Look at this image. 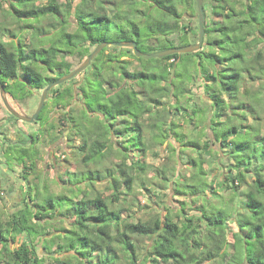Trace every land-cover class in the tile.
<instances>
[{
  "label": "trees",
  "instance_id": "1",
  "mask_svg": "<svg viewBox=\"0 0 264 264\" xmlns=\"http://www.w3.org/2000/svg\"><path fill=\"white\" fill-rule=\"evenodd\" d=\"M203 6L199 51L143 60L106 47L49 92L63 132L81 141L61 192L38 170V132L2 138L23 199L0 220V264H264V0ZM196 18V0H0V81L11 100H25L103 42L134 41L143 53L195 44ZM180 118L207 132L202 143L175 131ZM172 134L179 164L192 169L188 177L172 171L174 190L200 204L196 212L184 203L176 213L166 206L146 219L122 217L137 194L151 192L144 156ZM188 148L195 158H183ZM204 164L219 182L208 183ZM167 171H159L164 181Z\"/></svg>",
  "mask_w": 264,
  "mask_h": 264
},
{
  "label": "rangeland",
  "instance_id": "2",
  "mask_svg": "<svg viewBox=\"0 0 264 264\" xmlns=\"http://www.w3.org/2000/svg\"><path fill=\"white\" fill-rule=\"evenodd\" d=\"M63 1V0H61ZM3 8L6 9L7 5L3 4ZM197 22V18L194 19ZM194 22V25L196 24ZM73 29V27L71 28ZM116 28H112L109 33H115ZM190 44H194L193 42ZM72 63H77V58L68 56L66 58ZM180 64V63H179ZM183 67V66H182ZM181 69V67H179ZM156 71V70H155ZM199 84H196L192 91L197 96H202V90L198 88ZM191 87V86H190ZM42 91H35L33 94L25 100L13 101L7 95L8 101L11 107L18 113L31 116L37 109L40 101ZM48 101L46 99L45 106L41 112L39 124H27L20 121H15L10 117V113L4 107L2 100L0 98V220L5 221L12 212H14L21 205L23 199V191L21 190L22 182L16 177L15 174L19 173V169L15 164L8 163L6 166L5 160L3 157H7V154H1L2 138H8L15 140L18 136V133L29 134L32 132H38L39 135V145L40 150V160L38 161V170L41 171V175L46 177L48 182V187L50 191L61 192V187L64 185L61 179L64 181L67 180L65 172H74L77 170V152L78 147L81 144L80 137L71 136L70 131L63 133V127L61 122H58V118L62 111L53 108L51 105L48 106ZM198 101V100H197ZM48 106V109H47ZM76 109L78 106L73 104ZM183 118H180L179 121L175 119V122H182L181 126L175 128V131H178L182 134H187L188 137L186 141H190L192 137H200V142L204 141L205 135L207 132H203L201 136L200 127L196 128L195 122L186 121L183 122ZM44 120V122H42ZM47 121V123H45ZM53 125L54 129L50 128ZM43 131L42 135L39 133ZM200 135V136H199ZM25 136V135H24ZM149 135L146 133V137ZM27 138V137H26ZM71 138V140H70ZM181 144L177 142V139L174 138L173 134L169 138L163 140L162 143H156L151 150L145 155V162L149 166V171H147V180H149L148 185L150 186L151 192H142L137 194L138 200L134 207L130 209L128 213H123L122 217L131 216L128 219L131 221H136L138 219H146L151 216L156 210L158 211H167L166 206L171 207L172 212L176 213L184 206V203H187L184 207L186 212H196L197 205H189L188 199L185 195L178 194L174 190L175 178L171 177L173 170H177L178 174H182L185 177L189 176L192 172V169L188 166H182L179 164L181 153ZM172 149H175L174 151ZM188 152L183 156L186 158V155L190 156L189 158H195L197 155L191 151V148H188ZM176 151V152H175ZM115 160V159H114ZM116 161V160H115ZM9 166H12L15 169L14 172L9 170ZM206 174L208 183L211 181V178L215 182H219V173L218 170L214 169V166H208L207 164L203 165ZM168 170L166 173L167 181H164L165 176L160 174V170ZM15 175V176H14ZM60 177H62L60 179ZM55 180L59 183L56 184ZM100 191H103V195H110V191L103 190L102 186H99ZM224 202L229 199V193H223ZM151 203H150V202ZM234 202L238 203V199L235 198ZM159 205V206H158ZM161 207V208H160ZM16 245H12L14 247ZM38 254L40 257L45 255L44 249L41 247V244L38 246ZM50 261V259H47ZM1 262V261H0Z\"/></svg>",
  "mask_w": 264,
  "mask_h": 264
},
{
  "label": "water",
  "instance_id": "3",
  "mask_svg": "<svg viewBox=\"0 0 264 264\" xmlns=\"http://www.w3.org/2000/svg\"><path fill=\"white\" fill-rule=\"evenodd\" d=\"M196 7H197V18H198V41L195 44H189L185 46H178L162 51H158L155 53H143L138 48L134 41H126V42H103L99 44L92 53L86 58V60L79 65L74 71L52 81L41 93L39 105L33 115L31 116H25L18 112H16L10 105L7 94L5 92V89L0 81V98L2 100V103L6 110L14 116L17 120L20 122H24L27 124H32L34 122H37L38 117L45 105L47 96L49 92L54 89L55 87L66 83L73 78L77 77L81 73H83L91 64V62L94 60V58L106 47H118V48H129L132 50L133 55L137 59H143V60H151L155 58H163L174 54H190L195 53L199 51L204 42V35H205V13H204V6H203V0H196Z\"/></svg>",
  "mask_w": 264,
  "mask_h": 264
},
{
  "label": "flooded vegetation",
  "instance_id": "4",
  "mask_svg": "<svg viewBox=\"0 0 264 264\" xmlns=\"http://www.w3.org/2000/svg\"><path fill=\"white\" fill-rule=\"evenodd\" d=\"M197 19H198V18H197ZM66 131H69V130H66ZM66 131H64V132H66ZM64 132H63V133H64Z\"/></svg>",
  "mask_w": 264,
  "mask_h": 264
}]
</instances>
